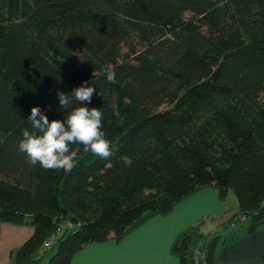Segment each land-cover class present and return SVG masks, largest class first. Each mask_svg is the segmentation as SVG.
Returning <instances> with one entry per match:
<instances>
[{"label":"trees","instance_id":"16d2710c","mask_svg":"<svg viewBox=\"0 0 264 264\" xmlns=\"http://www.w3.org/2000/svg\"><path fill=\"white\" fill-rule=\"evenodd\" d=\"M85 84L110 160L77 144L71 173L29 166L31 109L63 120L57 92ZM209 184L264 224V0H0V220L34 226L17 264L36 250L68 264Z\"/></svg>","mask_w":264,"mask_h":264},{"label":"crops","instance_id":"0c3cea01","mask_svg":"<svg viewBox=\"0 0 264 264\" xmlns=\"http://www.w3.org/2000/svg\"><path fill=\"white\" fill-rule=\"evenodd\" d=\"M227 190L197 186L169 211L145 212L120 239L87 244L68 264H264V224L250 228L248 217L236 214L237 200L228 205ZM235 214L239 218L227 222ZM33 231L30 223L0 220V264H17L15 251ZM180 245L184 249L177 250ZM35 252L18 264H31L43 254Z\"/></svg>","mask_w":264,"mask_h":264},{"label":"clouds","instance_id":"9594fccd","mask_svg":"<svg viewBox=\"0 0 264 264\" xmlns=\"http://www.w3.org/2000/svg\"><path fill=\"white\" fill-rule=\"evenodd\" d=\"M102 74L110 84L125 82L117 80L114 65L102 68ZM96 89L82 85L74 88L71 93L57 92L61 110H67L63 120L49 121L40 107H33L28 116L33 131L22 130L23 138L18 143V150L26 155V163L35 167L40 165L44 170H63L71 173L76 167L78 152L73 145H82L84 152H91L100 159L110 160L114 154L111 142L105 138L102 124L103 113L98 108H89ZM74 102L80 106L72 107ZM110 167V164L107 165Z\"/></svg>","mask_w":264,"mask_h":264},{"label":"rangeland","instance_id":"374dc122","mask_svg":"<svg viewBox=\"0 0 264 264\" xmlns=\"http://www.w3.org/2000/svg\"><path fill=\"white\" fill-rule=\"evenodd\" d=\"M164 106V105H163ZM162 107V106H161ZM228 193H226V198H227V202L228 205L231 206V204H233V200L234 203L236 202V197L234 195V193L232 192L231 189L227 190ZM197 247V246H196ZM196 247H194V249H196ZM53 252V250H48L46 253H43L42 255H39L40 258L37 260L36 264H43L45 260H47V258L50 256V254ZM38 253L35 252V255H37ZM46 262V261H45Z\"/></svg>","mask_w":264,"mask_h":264},{"label":"built area","instance_id":"2783aa9c","mask_svg":"<svg viewBox=\"0 0 264 264\" xmlns=\"http://www.w3.org/2000/svg\"><path fill=\"white\" fill-rule=\"evenodd\" d=\"M66 224H67V225H70V222L68 221ZM61 229H62V228H61ZM61 229H59L58 232H59ZM58 232H57V234H58ZM57 234H56V235H52V236L50 237V239L45 243V246H46V247H48V246L51 245V243L55 240ZM202 264H207V263L204 261Z\"/></svg>","mask_w":264,"mask_h":264},{"label":"water","instance_id":"95a60500","mask_svg":"<svg viewBox=\"0 0 264 264\" xmlns=\"http://www.w3.org/2000/svg\"><path fill=\"white\" fill-rule=\"evenodd\" d=\"M63 214L66 215L67 214V211L64 209L63 210ZM71 222L72 223H75V219L74 218H70Z\"/></svg>","mask_w":264,"mask_h":264}]
</instances>
